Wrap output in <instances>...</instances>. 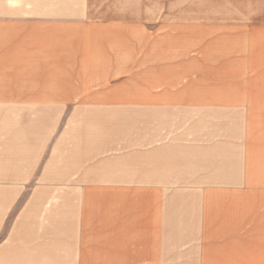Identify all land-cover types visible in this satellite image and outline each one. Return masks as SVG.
I'll return each instance as SVG.
<instances>
[{"label":"crops","instance_id":"obj_1","mask_svg":"<svg viewBox=\"0 0 264 264\" xmlns=\"http://www.w3.org/2000/svg\"><path fill=\"white\" fill-rule=\"evenodd\" d=\"M259 22L262 0H0V264H26L5 199L36 182L61 232L74 199L60 264H264Z\"/></svg>","mask_w":264,"mask_h":264},{"label":"rangeland","instance_id":"obj_2","mask_svg":"<svg viewBox=\"0 0 264 264\" xmlns=\"http://www.w3.org/2000/svg\"><path fill=\"white\" fill-rule=\"evenodd\" d=\"M160 0H148L149 9L154 11ZM165 1V0H164ZM264 1V0H262ZM100 6L107 5L108 0H99ZM113 3L114 0H111ZM187 2L181 3L186 6ZM239 10V7H237ZM261 7H257L259 10ZM251 9V8H249ZM260 12V11H259ZM100 14H104L100 12ZM264 22H259V25ZM21 184L20 197H11L5 199V215L3 226V239L5 246L13 247L23 252V262L26 264H60L59 239L62 237L70 239L73 232L70 233L72 216L70 211V201L68 199V213L64 230L60 227V205L61 197L58 185L55 183H31V187L25 183ZM46 185L42 187L40 194H54L57 196H37L32 197L34 185ZM58 187V188H56ZM49 191V192H48ZM65 200V199H64ZM68 232L66 233V231ZM71 255L69 254V259ZM21 260V259H20Z\"/></svg>","mask_w":264,"mask_h":264}]
</instances>
